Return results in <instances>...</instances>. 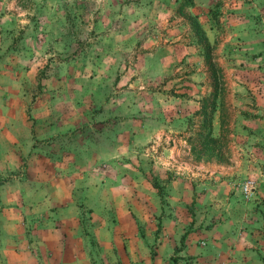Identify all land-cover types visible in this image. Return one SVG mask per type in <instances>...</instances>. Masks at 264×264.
I'll list each match as a JSON object with an SVG mask.
<instances>
[{
  "label": "crops",
  "instance_id": "0c3cea01",
  "mask_svg": "<svg viewBox=\"0 0 264 264\" xmlns=\"http://www.w3.org/2000/svg\"><path fill=\"white\" fill-rule=\"evenodd\" d=\"M0 264H264V0H0Z\"/></svg>",
  "mask_w": 264,
  "mask_h": 264
},
{
  "label": "rangeland",
  "instance_id": "374dc122",
  "mask_svg": "<svg viewBox=\"0 0 264 264\" xmlns=\"http://www.w3.org/2000/svg\"><path fill=\"white\" fill-rule=\"evenodd\" d=\"M180 1L184 3L183 0H180ZM186 5H187V4H186ZM134 48H135V51L137 52V51H138V46H135ZM130 55H131V54H130ZM130 57H131V56H130ZM50 64H51V65H50ZM52 65H54L53 62H51L49 58H46V60L44 61V78H46V77H45L46 70H48ZM47 72H48V71H47ZM40 75H41V73H40ZM41 77H42V75H41ZM246 180H250V179H245V180L241 183V185H242ZM193 215H195V213H193ZM190 228H191V227H190ZM190 228H189V229H190ZM195 244H196L195 246H200V245H199V240H197ZM182 247H183V245H182V242H181V244H179L178 248L176 247V249H175V251H174V258H172V262L180 259V256H179V255H180V250L182 249ZM191 258H192L191 256H187V257H186V260L189 261ZM183 260H185V257L183 258Z\"/></svg>",
  "mask_w": 264,
  "mask_h": 264
},
{
  "label": "built area",
  "instance_id": "2783aa9c",
  "mask_svg": "<svg viewBox=\"0 0 264 264\" xmlns=\"http://www.w3.org/2000/svg\"><path fill=\"white\" fill-rule=\"evenodd\" d=\"M254 187V182L252 180H246L241 186L240 191L244 198H248L252 189Z\"/></svg>",
  "mask_w": 264,
  "mask_h": 264
},
{
  "label": "trees",
  "instance_id": "16d2710c",
  "mask_svg": "<svg viewBox=\"0 0 264 264\" xmlns=\"http://www.w3.org/2000/svg\"><path fill=\"white\" fill-rule=\"evenodd\" d=\"M184 1V5H186V4H189V2L191 1V0H183Z\"/></svg>",
  "mask_w": 264,
  "mask_h": 264
}]
</instances>
